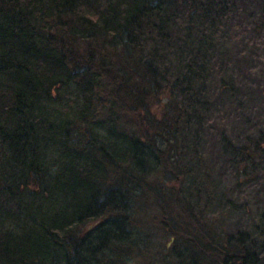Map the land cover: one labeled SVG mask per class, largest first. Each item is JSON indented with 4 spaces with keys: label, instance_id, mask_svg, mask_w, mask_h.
<instances>
[{
    "label": "trees",
    "instance_id": "obj_1",
    "mask_svg": "<svg viewBox=\"0 0 264 264\" xmlns=\"http://www.w3.org/2000/svg\"><path fill=\"white\" fill-rule=\"evenodd\" d=\"M226 4L0 0V192L15 208L0 206L13 225L0 227V264H132L152 219L180 244L164 256L171 264H264L256 239L217 236L166 184L181 172L172 160L180 123L205 87L215 46L207 30ZM172 50L189 55L175 77ZM165 88H178L184 107ZM69 89L77 100L64 109L54 92ZM160 94L176 108L173 123L151 111ZM124 106L137 129L119 126ZM241 153L257 166L264 144Z\"/></svg>",
    "mask_w": 264,
    "mask_h": 264
},
{
    "label": "rangeland",
    "instance_id": "obj_2",
    "mask_svg": "<svg viewBox=\"0 0 264 264\" xmlns=\"http://www.w3.org/2000/svg\"><path fill=\"white\" fill-rule=\"evenodd\" d=\"M230 1L233 5L226 4V7L230 6V12L225 11L220 17L216 32L207 30L215 46L203 71L205 87L199 91V98L190 100V115L180 123V146L172 160L181 172L166 184L184 193L217 236L253 238L261 245L259 251H262L264 156L256 166L244 159L241 152L244 148L252 151L256 143L264 144V0ZM169 57L175 77L179 61L189 55L185 52L182 58V54H175L172 50ZM169 83L165 85L170 87ZM164 91L176 96L179 105L184 101L178 88H165ZM74 94L75 91L70 89L64 95L54 92L55 103L68 109L77 100ZM160 97L162 101L155 100L151 111L157 120L168 117L173 123L176 108L170 105L167 95L160 94ZM181 107L184 106L181 104ZM118 111L119 115L114 116L119 117V126L124 131L130 127L137 129L136 115L127 106L119 107ZM109 114L107 107L99 119L105 121ZM1 168L0 176L4 177ZM2 193V214L9 210L13 212V203ZM152 216L146 218L151 220ZM100 221L87 225L85 229H91ZM148 224L150 230L143 236L148 240L147 247L143 248L144 255L140 253L132 264H171L164 256L180 244L174 243L175 237L169 236L153 219ZM0 227L12 228L13 225L0 215Z\"/></svg>",
    "mask_w": 264,
    "mask_h": 264
}]
</instances>
